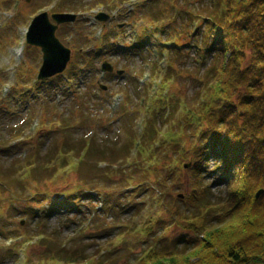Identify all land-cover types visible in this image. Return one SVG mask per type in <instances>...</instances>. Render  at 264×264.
Returning a JSON list of instances; mask_svg holds the SVG:
<instances>
[{
    "label": "rangeland",
    "instance_id": "rangeland-1",
    "mask_svg": "<svg viewBox=\"0 0 264 264\" xmlns=\"http://www.w3.org/2000/svg\"><path fill=\"white\" fill-rule=\"evenodd\" d=\"M163 4L154 0H136L132 5L128 0H0V264H30V259L40 258L51 264V258L63 260L65 252L78 262L103 257L109 264H135L150 247H172L174 239L195 236L186 223L170 221L176 213L193 210L188 200L190 170L184 165L196 158L194 151L203 141L194 134L197 129L205 131L209 121L199 120L191 133L181 121L180 107L184 101L192 106L198 99L196 79L212 58L199 65V55L189 47L190 34L174 37L167 55L173 83L155 92L149 89L168 71L164 61L156 64L159 53L154 49L166 37L150 21L174 19ZM193 6L194 12L201 11L196 2ZM41 10L48 16H77L74 23L56 30L57 38L71 51L66 70L42 82L36 79L40 49L25 44L20 58L13 53ZM97 14H104L106 20H96ZM138 24L140 34L134 41L132 33ZM178 47L182 57H172ZM103 62L113 71L101 75ZM152 65L158 67L155 73ZM144 71L151 74L148 84L140 82ZM169 90L167 103L180 99V104L164 120L168 105L161 112L162 101L157 99ZM114 94L120 95V104L112 110ZM153 95L156 101L151 100ZM150 106L157 109L159 132L154 145H160V155L157 168L148 166L149 171L144 163L133 162L129 151L134 141L142 139L141 123L146 119V125L151 118ZM173 121L180 125L176 136L167 135ZM93 143L116 154L118 160L108 162L112 167L101 160L80 162L82 154L76 150ZM75 148L78 156L66 153ZM121 149L129 158L122 159ZM131 152L135 153L134 147ZM207 152L206 182L212 203L221 204L219 199L226 192L220 184L221 163ZM10 239L11 247L7 246Z\"/></svg>",
    "mask_w": 264,
    "mask_h": 264
},
{
    "label": "trees",
    "instance_id": "trees-1",
    "mask_svg": "<svg viewBox=\"0 0 264 264\" xmlns=\"http://www.w3.org/2000/svg\"><path fill=\"white\" fill-rule=\"evenodd\" d=\"M154 1L177 12L176 19L162 28L163 33L180 38L189 33V47L192 45L202 58V66L205 59L212 58L201 78L196 79L198 99L192 106L184 101L181 120L191 133L199 120L207 118L209 126L194 134L202 137L203 145L194 151L196 158L188 168L192 190L188 200L193 210L176 213L170 221L186 223L195 236L174 239L172 247L149 246L135 264H264V0H174V7L171 0ZM195 2L201 11L194 12ZM192 21L198 23L194 32ZM172 57L181 58L182 49ZM168 70L163 83L171 86L174 71L171 67ZM179 103L180 99L169 106L173 110ZM156 116L153 111L132 160L157 168L160 145H154L158 132ZM179 126L173 123L167 135H177ZM174 143L178 144L175 139ZM218 146L221 148L216 153ZM76 149L66 153H81L80 162L83 158L101 160L112 167L114 164L108 162L118 160L103 144H86ZM207 150L224 162L220 184L226 192L219 199L221 204L212 203L206 182ZM118 152H123V160L129 158L124 150ZM150 167L146 169L150 171ZM259 190L263 193L255 199ZM63 255V260L51 258V264H109L103 257L78 262L68 252ZM42 263L46 264L42 258L30 259V264Z\"/></svg>",
    "mask_w": 264,
    "mask_h": 264
},
{
    "label": "water",
    "instance_id": "water-1",
    "mask_svg": "<svg viewBox=\"0 0 264 264\" xmlns=\"http://www.w3.org/2000/svg\"><path fill=\"white\" fill-rule=\"evenodd\" d=\"M51 18L57 25L75 20V16L65 14H54ZM98 18L105 19L106 17L100 15ZM57 25L51 24L47 15L43 13L33 20L29 28L27 42L40 47L43 52V66L39 75L40 79L63 72L70 58L69 50L65 49L55 37ZM104 68L107 71L112 70L108 64H105ZM189 166V164L185 165L184 168H188ZM262 193L263 190H259L255 194V199H258Z\"/></svg>",
    "mask_w": 264,
    "mask_h": 264
}]
</instances>
